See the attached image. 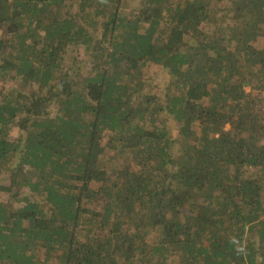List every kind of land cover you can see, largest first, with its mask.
<instances>
[{
    "label": "trees",
    "instance_id": "trees-1",
    "mask_svg": "<svg viewBox=\"0 0 264 264\" xmlns=\"http://www.w3.org/2000/svg\"><path fill=\"white\" fill-rule=\"evenodd\" d=\"M133 1L0 0V264H264V0Z\"/></svg>",
    "mask_w": 264,
    "mask_h": 264
},
{
    "label": "rangeland",
    "instance_id": "rangeland-1",
    "mask_svg": "<svg viewBox=\"0 0 264 264\" xmlns=\"http://www.w3.org/2000/svg\"><path fill=\"white\" fill-rule=\"evenodd\" d=\"M137 1H138V0H134V1L132 2V5H134V3H136ZM153 70H154L153 68L150 69V71H153ZM6 88L8 89V91L11 90V89H14L13 86H11L10 84H8ZM247 91H248V89H247ZM11 136H12V137H13V136L15 137V133L13 132V133L11 134Z\"/></svg>",
    "mask_w": 264,
    "mask_h": 264
}]
</instances>
